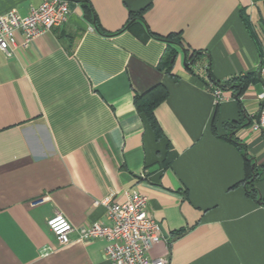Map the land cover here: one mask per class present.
I'll list each match as a JSON object with an SVG mask.
<instances>
[{
  "label": "crops",
  "instance_id": "obj_1",
  "mask_svg": "<svg viewBox=\"0 0 264 264\" xmlns=\"http://www.w3.org/2000/svg\"><path fill=\"white\" fill-rule=\"evenodd\" d=\"M43 1L0 0V16H27ZM69 7L67 21L29 48L11 57L0 50V264H111L107 242L84 243L79 230L108 224L96 202L124 201L128 191L148 198L169 236L152 259L264 264V204L243 184L252 172L264 197V136L251 130L264 91L263 3L69 0ZM172 33L182 47L154 36ZM195 51L201 57L190 60ZM203 68L221 84L235 80L220 103ZM159 85L168 92L154 111L161 140L134 103ZM58 213L76 229L66 246L47 224Z\"/></svg>",
  "mask_w": 264,
  "mask_h": 264
},
{
  "label": "built area",
  "instance_id": "obj_2",
  "mask_svg": "<svg viewBox=\"0 0 264 264\" xmlns=\"http://www.w3.org/2000/svg\"><path fill=\"white\" fill-rule=\"evenodd\" d=\"M69 0H44L33 8L27 16H21L11 10L0 16V50L11 57L18 48L27 49L39 37L52 29L63 25L69 16ZM207 68V67H206ZM206 68L201 71L205 81L209 82ZM259 73L264 83V60L260 63ZM210 84V83H209ZM217 103L224 100L223 90L208 86ZM264 102V91L259 95ZM251 130L264 136V105H261L260 118L251 126ZM106 207L108 224L90 223L79 230V240L87 243L95 239H104L107 246L104 258L111 264H170L168 257L152 259L150 250L164 240L162 227L148 211V198L137 192L125 193V200L119 201L112 195L109 199L96 202ZM59 246L70 243V236L76 230L61 213L47 222ZM52 248L44 250V253Z\"/></svg>",
  "mask_w": 264,
  "mask_h": 264
},
{
  "label": "trees",
  "instance_id": "obj_3",
  "mask_svg": "<svg viewBox=\"0 0 264 264\" xmlns=\"http://www.w3.org/2000/svg\"><path fill=\"white\" fill-rule=\"evenodd\" d=\"M255 1L262 2L264 5V0H255ZM90 12L92 13V11L88 9L87 15L91 17L92 14ZM134 16H137V15H134ZM138 16H140V14H138ZM97 28L98 30H100L99 26ZM154 36L161 38L165 41L172 42L182 47V40H181L180 33H172L165 37H161L158 35H154ZM201 54H202L201 52L195 51L192 54L190 60H194V61L197 60L198 58L201 57ZM188 69L191 71L190 67H188ZM168 70L170 71V68ZM208 80L209 82L205 81L208 86L212 85L213 87H217L222 90L229 89L232 83H234L235 81V80L227 81L224 84H221V82L215 81L211 75L208 76ZM239 80H240V84H238V88L241 90V92H243L247 88L250 80L248 77L244 79L239 78ZM167 97H168V92L166 88L163 85H159L153 88L152 90H150L149 92H147L145 95L135 96V99H134V103H135V107L137 111L146 118L148 123L151 125L152 129L155 131V134L158 140H161L163 138V134L158 124V121L155 117L154 111L162 102L165 101ZM235 124L236 123H227V126H232ZM170 164H171V157H169V154H168L167 158L164 160V168L168 167ZM255 181H256V178H254L252 172H250L248 177L243 181V184H245V188H246L248 196L252 197L255 200H259L260 202H262V204H264V197L262 198L260 196L258 189L255 186Z\"/></svg>",
  "mask_w": 264,
  "mask_h": 264
},
{
  "label": "water",
  "instance_id": "obj_4",
  "mask_svg": "<svg viewBox=\"0 0 264 264\" xmlns=\"http://www.w3.org/2000/svg\"><path fill=\"white\" fill-rule=\"evenodd\" d=\"M183 53H184L185 66L188 67V66L192 65L193 61H190L189 63H187V61H186V52L184 50H183ZM262 105H264V102L262 103ZM259 118H260V113L257 115V119H259ZM163 234H164L165 238H169L168 234L164 230H163ZM179 238H180V236L174 238L172 241H176Z\"/></svg>",
  "mask_w": 264,
  "mask_h": 264
}]
</instances>
